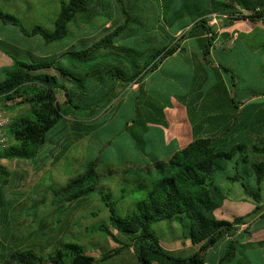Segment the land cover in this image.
Here are the masks:
<instances>
[{
    "label": "rangeland",
    "instance_id": "374dc122",
    "mask_svg": "<svg viewBox=\"0 0 264 264\" xmlns=\"http://www.w3.org/2000/svg\"><path fill=\"white\" fill-rule=\"evenodd\" d=\"M184 1L122 0L129 12L124 33H133L126 39L134 46L137 57L142 56L143 59L141 53L152 50L150 38L156 35L155 29L163 27L162 19L173 13L175 4L180 5ZM120 6L119 0L91 1L90 8L99 10L100 15L90 13L88 17L78 16L70 24L67 38L44 44L45 47L36 53L59 54L64 46L80 37L91 41L102 36L103 29L110 27L111 22L121 23L125 18L120 14ZM58 9L56 0H0V11L19 18L26 28L38 24L51 30ZM185 23L186 20L182 18L175 19V25ZM2 27L3 40L13 42L16 46L20 43L14 48L5 44L3 48L25 60L22 42L33 41L32 38L21 39L17 27L3 24ZM35 37L36 41L42 40L39 36ZM173 40L169 39L168 44L173 43ZM161 48L158 46L155 49ZM126 56L131 57L130 54ZM62 64L64 66L67 61ZM76 64L83 69V73L87 71L85 65L80 62ZM171 69L165 66L159 74L168 73ZM65 71L73 73L74 69ZM56 76L61 80L59 72H56ZM96 76L89 81L92 85H88V79L70 78L71 90L78 95L75 103L80 108L99 101L89 107L93 110L91 115L96 114L94 117H90L86 109L64 106V95L61 90H57V101L66 109L65 116L46 134L44 144L35 150L34 156L29 159L0 158V264L14 252L26 250L33 251L46 264H50L55 252L65 243L80 244L86 254L95 258L111 253L117 245L110 237L95 233L101 223L108 222L109 212L105 204L115 201L117 212L125 216L134 202L144 197L143 186L149 185L150 176H154V166L151 167L150 175L147 172L138 173L133 168L122 171V168L127 162L149 163L154 155L163 158L159 134L143 132L134 114L131 118L136 125L126 129L129 114L138 108L134 105V99L139 94L122 93L119 102L114 101L115 98L100 101L101 97L96 96L100 93L91 92L89 97L82 94L84 88L92 89L103 84ZM104 79L107 80L106 75ZM261 88L259 84L258 89ZM147 91L150 96H156L161 104L164 102L166 89L158 94H153L150 88ZM2 105L12 119L30 116V106L19 99ZM8 143L9 146L20 147L9 137ZM88 163L96 164L95 172L99 179H94V182L98 190L71 202L65 201L64 195L58 194V191L82 174ZM102 190L111 193L112 200L102 201L101 196L105 194ZM152 230L160 239L161 246L175 256L187 257L197 250L189 240L183 238V230L176 223L160 221L152 225ZM229 245L225 238L218 241L205 252L204 264H217L227 252L233 253V256L225 264H264V246L249 248L233 243V251H230ZM107 263L137 264V261L132 249L125 248L119 254L112 255Z\"/></svg>",
    "mask_w": 264,
    "mask_h": 264
},
{
    "label": "trees",
    "instance_id": "16d2710c",
    "mask_svg": "<svg viewBox=\"0 0 264 264\" xmlns=\"http://www.w3.org/2000/svg\"><path fill=\"white\" fill-rule=\"evenodd\" d=\"M56 1L59 9L51 30L38 24L26 28L19 18L2 11H0V21L4 25L17 27L26 37L39 36L44 44H52L69 36V26L78 16L88 17L90 13L100 15L99 10L90 8V2L93 0ZM119 1L120 14L125 18L119 20L121 23L111 22L110 27L103 29L102 36L91 41L83 37L76 48L73 45L70 50L49 57H33L28 61L13 58V66L6 71V77L0 81V100L2 103H7L19 99L20 102L30 106V116L12 119L7 128V137L16 141L20 147L9 146L0 151V158L29 159L34 156L35 150L44 144L46 134L65 116L66 109H63L57 101V90H62L64 93V106L86 109L91 115L93 110L89 107L99 101H93L95 103L87 104L86 107L83 105L82 108L75 103L76 94L71 88L66 87L62 79L66 77L82 79L76 77L74 73L65 71L69 66L66 64L63 66V61H67V65L71 64L72 67L76 62L86 67L97 62H114L118 65L104 67L101 71L95 70L94 73L102 72L110 79L133 82L156 68L159 62L175 51L172 39L173 45L161 49L153 48L151 51L147 49L141 54L143 59L142 56L137 57L135 49L129 47L126 39L133 33L131 31L124 33L129 21L128 8L123 5L122 0ZM231 2L250 13L245 18L264 20V0H231ZM194 25L209 32L203 19L195 22ZM160 29L165 34L163 27ZM166 38L171 39L167 35ZM128 54L131 57H127ZM140 62L143 63V67L138 69L136 65ZM122 63H126L128 68H124ZM89 71H86L83 79L91 77ZM56 72H59L62 81L56 76ZM83 92L89 97L88 91ZM104 100L105 96L100 99V101ZM242 152L240 146H235L228 152H216L211 140L197 139L186 148L174 153L166 162H155L156 172L154 176H150L149 185L143 186L144 197L135 201L125 216L117 212L115 201L105 204L109 212L108 222L101 223L95 229V233L99 232L110 237L117 245L116 249L95 258L86 254L82 245L65 243L55 252L54 260L50 264H108L107 261L112 255L119 254L125 248L132 249L137 264H204L205 252L221 239L232 237L237 226L242 223V218H234L229 222L215 217L214 210L218 205L212 197L213 184L210 181L219 168L218 161L231 160L237 153ZM251 154L262 158L261 161L250 162L255 186L253 188L243 183L242 186L245 193L254 202L260 204L262 184H264V147H254ZM244 159H247L246 156ZM95 167V163H88L84 172L68 182L58 194L64 195L65 201L71 202L98 190L94 182V179L99 177ZM151 170L147 169L144 172L150 175ZM104 193V195L101 193L102 201L112 200L111 193ZM160 221L179 225L183 230V238L189 240L192 247H197V250L187 257H182L164 249L160 239L152 230V225ZM229 243L230 251H233V242L230 240ZM232 256L233 253L227 252L217 264H225ZM2 264L46 263L33 251L26 250L14 252Z\"/></svg>",
    "mask_w": 264,
    "mask_h": 264
},
{
    "label": "crops",
    "instance_id": "0c3cea01",
    "mask_svg": "<svg viewBox=\"0 0 264 264\" xmlns=\"http://www.w3.org/2000/svg\"><path fill=\"white\" fill-rule=\"evenodd\" d=\"M173 7V13L162 21L165 34L174 39V45L168 44L160 28H156V35L150 38L151 49L173 45L175 51L171 55L133 82L109 77L105 80L102 72L94 73L115 65L114 62L92 63L87 67L91 74L88 85H92L89 81L95 75L103 84L84 90L90 91V96L91 92L100 93L96 95L100 99L105 96L108 100L115 98L116 102L120 101L122 93L139 94L134 99L138 108L129 114L126 129L136 125L131 118L134 114L143 132L159 134L163 158L154 155L149 163L127 162L122 171L127 168L141 173L151 170L155 162H166L174 153L197 139L211 140L216 152H228L240 146L243 152L237 153L231 160L218 161L219 168L210 178L213 184L211 194L218 205L214 215L229 222L242 218L234 235L225 237L226 240L241 247L264 246V184L260 204L254 202L242 186L243 183L254 188L255 178L250 162L261 161L262 158L251 153L254 147H264V20L245 18L250 13L231 0H185ZM181 18L186 23L175 25V19ZM201 19L209 32L194 25ZM2 24L0 21L1 30ZM1 30L0 81L13 66L14 57L22 60L10 50L3 49L5 44L14 48L20 43L16 46L3 40ZM19 37L33 40L22 42L23 53L26 54L23 61L51 56L50 52L36 53L45 47L42 40L36 41L35 36L26 37L20 32ZM81 39L64 46L62 52L70 50L73 45L76 48ZM129 45L134 47L131 42ZM66 66L73 68L74 75L83 79L86 72L83 73L80 66ZM122 66L128 68L126 63ZM165 66L172 68L171 71L160 75ZM142 67L141 62L136 65L138 69ZM70 82L69 78L64 79L67 88H71ZM259 84L261 89H258ZM147 88L153 94L166 89L164 102L161 104L156 96H150ZM74 93L78 97L77 92ZM245 156L247 159H244Z\"/></svg>",
    "mask_w": 264,
    "mask_h": 264
},
{
    "label": "built area",
    "instance_id": "2783aa9c",
    "mask_svg": "<svg viewBox=\"0 0 264 264\" xmlns=\"http://www.w3.org/2000/svg\"><path fill=\"white\" fill-rule=\"evenodd\" d=\"M12 118L4 109L2 102L0 103V151L9 147L7 128L10 126Z\"/></svg>",
    "mask_w": 264,
    "mask_h": 264
}]
</instances>
